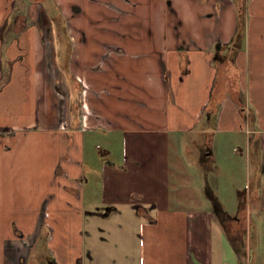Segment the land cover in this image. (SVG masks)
<instances>
[{"label":"crops","instance_id":"1","mask_svg":"<svg viewBox=\"0 0 264 264\" xmlns=\"http://www.w3.org/2000/svg\"><path fill=\"white\" fill-rule=\"evenodd\" d=\"M38 3L16 13V0H0V58L3 38L14 54L0 68V264H80L83 240L71 224L82 221L85 136L94 135L117 138L119 155L102 159L93 204L120 214V198L142 205L145 190H156L144 186L149 169L162 176L153 212L130 205L124 263L243 264L248 216L241 229L228 226L212 197L199 203L190 172L187 202L171 196L173 159L207 164L217 132L245 135L254 245L264 252V0H51L39 3L47 12L35 23ZM151 142L155 163L142 152ZM87 247L88 259L99 253L96 242Z\"/></svg>","mask_w":264,"mask_h":264},{"label":"rangeland","instance_id":"2","mask_svg":"<svg viewBox=\"0 0 264 264\" xmlns=\"http://www.w3.org/2000/svg\"><path fill=\"white\" fill-rule=\"evenodd\" d=\"M37 1H39V3H42L43 5H47L48 7L49 3L51 2V0H16V5L18 7L16 6L15 12L21 13L24 8L30 11V7L28 8V6L33 3H38ZM240 1H242L243 3L245 0ZM41 6L39 4V10H32L33 15L34 13L36 14V16H34L33 18V21L35 23L39 21L38 19H41L40 17H37L38 13H40L42 16L43 12H47L46 8L43 9ZM10 11H12V8L10 9ZM51 15V18L53 19V22L55 24V31L53 33L56 34L57 38L59 39L60 29L59 26H57V24L59 25L60 22V19L58 17L59 15H56L54 12H52ZM22 19L24 20L26 19V17L22 16ZM47 21H49V19H47ZM42 33L43 38L45 40H48V32L44 30ZM3 41H5V44L3 45V48L1 47L0 68L2 70H6V68H9V66L11 65L8 63V57H14V54L12 53L11 42L8 41L7 38H3ZM51 46H49L48 49V51L50 50V52L47 53V57L49 56V60L52 57L54 58L55 55V46ZM55 50H59V46H57ZM52 69L54 70V67ZM50 72L52 75L57 76V83L59 85V70L55 69V71ZM64 88L66 90L69 89L66 85L64 86ZM2 119L4 118L0 117V122L2 121ZM65 121L66 119H64V123ZM215 136L216 138L211 142L210 146L211 152L213 154L212 159H209V162H207V164H205L204 161H200V164H197L195 162L190 168L189 164H187V161L186 163L183 161L178 163L176 161V158L173 159V161L172 158H169L170 161H172L171 168L169 170L171 196L177 201L180 199L181 206L184 205L185 202H187V195L189 194L190 188H187L185 180L187 179V173L190 172L196 183H194L195 186L193 185L191 186V188H196L198 198L201 199L199 203L203 205H210L209 203L212 204V201L209 199V197H212V199L217 202V206H215V209L223 212L228 216L234 215L240 205L246 206L244 215L248 217L245 227V241L242 248L241 243L239 244L242 252L246 253V259L242 261V263L247 264L248 262V264H264V252L256 248L254 245L256 241V229L254 225L255 222L253 221L254 219L252 217L253 208L250 204V192L246 184V181H249L250 179L249 176H252L253 166L248 161V158L245 154V135L240 132L235 135L217 132L215 133ZM94 137L95 139L93 141H90V138L88 136H85V155L82 165L87 166L88 176L86 177L88 178V180H90V183L87 186L88 190L86 192V198L83 199L84 206H81V211L83 214L82 221L80 222L78 228L76 227L77 224H71L72 226H74L75 231L79 232V236L83 240V246L80 251V264H127L123 262V256L129 251L130 248L124 247L123 241L126 238L123 233L122 235L120 233L125 232V230L127 229L126 232H128V235H130L131 231L129 230V224L127 223L129 219L128 216L131 215L132 210L130 205H134L136 207L137 203L141 202H137L135 200L131 202V195L129 199L120 198L122 202H127L125 203L126 205H118V208H123V211H120V214H116V212L118 211L111 210L115 209L114 206L103 207L98 204L96 205L95 203L93 204V202L98 198L99 195L100 186L98 185V179H100L101 162L103 161L102 159H105L108 156L107 159L112 160V163H114V161L118 159L117 157L119 155V142L117 141V138H114V142L107 144L103 136L100 135L96 138V136L94 135ZM102 137L104 138L103 141L101 140ZM94 142H96L95 145H93ZM235 148H238V151H235ZM174 151L175 153H179L178 149H171L172 154H174ZM142 152L143 156H145V154L147 153V157L149 159L152 158L151 163H155L156 160L158 161L161 156V153L159 152V142L145 143ZM254 157L255 162H257L259 158L258 150H255ZM118 164L120 167L122 166L121 163ZM248 165L250 174L248 173ZM203 168H206V171H204ZM143 170H145V167L143 168ZM148 172L152 176V178L148 180L149 182H145L144 186L153 185L154 187H156V190H145V200H143L142 205H138L151 213L154 211L155 205H157L156 202L153 201V198L161 200L163 199V195L165 192L162 187L163 181L159 169L151 168L148 170ZM243 172H245L246 174L245 179ZM152 203H155V205H153ZM210 207L212 208V206ZM100 211L108 213V215L104 214L105 219H102L98 216L91 217L93 216V213H100ZM122 215L124 217L123 219L121 217ZM217 222L218 220H215L213 226L215 232L218 234L220 229L216 227L218 226ZM121 223L124 229L122 231H119L118 225H120ZM247 229H251L252 233H247ZM88 242H90L91 244L96 242V250L99 252L96 256L92 257L93 259L91 258L92 260L87 258ZM37 249L41 252L45 251V248L42 246H37ZM110 258H114L115 262L109 263Z\"/></svg>","mask_w":264,"mask_h":264},{"label":"flooded vegetation","instance_id":"3","mask_svg":"<svg viewBox=\"0 0 264 264\" xmlns=\"http://www.w3.org/2000/svg\"><path fill=\"white\" fill-rule=\"evenodd\" d=\"M244 208L240 207L237 209V212L234 214V219L232 218V216H228L224 213H221L220 216L223 219L224 222H226V224L230 227H233L236 230L241 229L242 227V223H244V219L246 218V216L244 215ZM233 223H236V225L234 226Z\"/></svg>","mask_w":264,"mask_h":264},{"label":"trees","instance_id":"4","mask_svg":"<svg viewBox=\"0 0 264 264\" xmlns=\"http://www.w3.org/2000/svg\"><path fill=\"white\" fill-rule=\"evenodd\" d=\"M241 14H239V20H238V24L240 25V23H242L243 17H242V10L240 11ZM255 150H258V147H256V149H253L252 152H254ZM259 152V151H258ZM257 192V191H256Z\"/></svg>","mask_w":264,"mask_h":264},{"label":"built area","instance_id":"5","mask_svg":"<svg viewBox=\"0 0 264 264\" xmlns=\"http://www.w3.org/2000/svg\"><path fill=\"white\" fill-rule=\"evenodd\" d=\"M65 123H66V122H65ZM67 127H68V124L66 123V124H65V128H67Z\"/></svg>","mask_w":264,"mask_h":264},{"label":"water","instance_id":"6","mask_svg":"<svg viewBox=\"0 0 264 264\" xmlns=\"http://www.w3.org/2000/svg\"><path fill=\"white\" fill-rule=\"evenodd\" d=\"M75 9H77V8H75Z\"/></svg>","mask_w":264,"mask_h":264}]
</instances>
